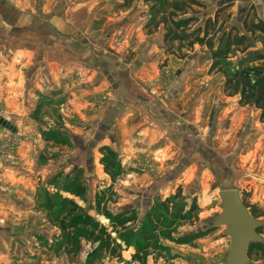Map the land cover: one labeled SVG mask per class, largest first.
I'll return each instance as SVG.
<instances>
[{
  "label": "crops",
  "instance_id": "0c3cea01",
  "mask_svg": "<svg viewBox=\"0 0 264 264\" xmlns=\"http://www.w3.org/2000/svg\"><path fill=\"white\" fill-rule=\"evenodd\" d=\"M199 1L205 5L195 8L200 22L224 5H229L225 28H241L251 6L264 22V0ZM122 3L0 0V107L13 126L10 130L0 124V264H84V253L69 261L57 243L60 230L38 208V176L52 171L48 165L40 172L32 168L42 156L27 117L43 97L59 100L52 108L61 116L60 131L84 142L95 136L94 151L107 146L130 169L126 174L131 188L123 204L111 203L116 209L112 213L133 210L143 220L154 196L160 201L174 194L193 176V163L183 167L182 162H193V136L197 140L204 133L211 149L237 147L232 158L248 163L246 170L238 169L250 177L248 190L247 184L243 187L248 191L246 202L264 210L261 110L239 105L238 95L224 94L223 76L209 73L207 47L194 45L181 59L165 55L164 29L146 27L150 15L144 0H134L129 7ZM255 51H264L260 38L248 50ZM240 57L231 61L235 64ZM200 106L205 107L202 129L193 119L201 115ZM186 150L190 160H182ZM52 156L42 159L47 160L45 165L54 160ZM168 177L173 179L166 181ZM118 193L120 199L122 190ZM102 218L97 216L107 225ZM259 218L264 222V214ZM208 236L193 246L163 241L170 251L168 261L226 264V239ZM42 240L47 241L45 248L39 244ZM134 252L130 246L121 256L140 264L131 261ZM163 256L149 255L146 264H164ZM110 263L116 264L104 261Z\"/></svg>",
  "mask_w": 264,
  "mask_h": 264
},
{
  "label": "trees",
  "instance_id": "16d2710c",
  "mask_svg": "<svg viewBox=\"0 0 264 264\" xmlns=\"http://www.w3.org/2000/svg\"><path fill=\"white\" fill-rule=\"evenodd\" d=\"M133 1L123 0L121 6L129 7ZM144 3L148 5L150 15L146 27L155 29L162 25L164 29L162 49L165 55L181 59L184 57L183 51L192 49L194 45L207 47L211 56L209 73L223 76L224 94L238 95L241 106L254 105L259 108L260 120L264 121V51L248 52L257 38L264 45V22L256 17L253 6L242 19L241 28H225L229 5L217 8L213 16L200 22L195 8L201 9L205 5L199 0H144ZM238 55L241 57L234 64L231 59ZM45 140L57 145L67 143L66 140H58L55 135H45ZM99 152L103 171L114 181L122 172L116 153L107 146L100 147ZM62 190L83 198L86 187L77 174L63 185ZM41 193L38 208L45 213L49 223L60 230L57 243L59 247L63 246L69 261L77 260L85 253L84 264H104L105 260L130 264L123 260L121 253L131 246L135 251L131 261L146 264L149 255L159 256L169 252L163 241L193 246L199 238L210 234L213 228L178 233L177 227L185 222L193 224L198 219L197 212L201 210L194 201L186 210L184 204L175 208V201L181 196L180 187L163 201L154 203L143 220H139L133 210H122L115 214L109 211L106 201L112 198V194L106 188L95 194V215L58 191L42 189ZM242 201L253 218L264 214V210L259 211L243 198ZM97 216L108 220V225L101 223ZM256 232L264 235V225H260ZM246 256L247 264H255L254 260L264 264V241L251 242Z\"/></svg>",
  "mask_w": 264,
  "mask_h": 264
},
{
  "label": "rangeland",
  "instance_id": "374dc122",
  "mask_svg": "<svg viewBox=\"0 0 264 264\" xmlns=\"http://www.w3.org/2000/svg\"><path fill=\"white\" fill-rule=\"evenodd\" d=\"M57 102H59V100L52 101L49 97H43L37 101L35 109L27 117L28 121L33 124V128L36 131L35 142L40 148V155L42 156L36 161L32 168L34 171L40 172L42 168L48 165L49 169L52 171L43 178L41 175L38 176L39 181L37 182L38 189L36 192L37 200H41L42 189H47L50 192L58 191L62 196H65L66 193L62 190L63 185L78 174L86 187V192L83 198L72 195L70 198L77 201L80 206L86 209L89 213L95 214L93 211L95 194L106 188L112 194V198L106 201V206H108L109 211L111 210L112 212H115V205H112L111 203L115 200L118 201V204H123L122 198L127 197L124 194L127 195L129 188H131V183L127 180L129 176L126 174L130 173V169L121 163L116 153L122 172L118 178L112 181L110 176L103 171V167L99 163L101 156V153L99 152L100 147L95 151L92 148L95 136H93V139L89 138V141L84 142L83 140L79 141L78 136L73 133H69L67 136L66 132L60 131L58 125L61 121V116H56L55 110L52 108V103L57 104ZM200 107L202 108L199 113L201 115L198 118L195 117L193 119H195V121L198 120L196 121V124L202 129L205 127V107ZM10 119L11 117H7L6 121L9 122ZM194 125L195 123L193 122V130ZM45 135H55L58 140L68 139L69 146H66V143L58 144V149H56L57 147L53 145L57 144L45 140ZM236 144L237 142H235V145ZM209 145L210 143L209 140L206 139L205 133L202 137H198L197 140H195L193 136V162H182L183 167L193 163V176L186 178L183 185H181V196L175 201V208L184 204V210H186L194 201L202 210L197 212V214L200 215V218L198 216V219L194 221L193 224L188 222L182 223L177 227V231L180 234H185L213 227L208 238L213 239L215 236H220L226 239L227 251L225 254H227L229 251L230 237L224 232V226L214 224V220L221 212L218 192L221 189L234 188L239 191L241 197L246 201V192L248 191L243 189V187L247 184L245 186H247L248 190V180L250 177L247 174L244 175L238 170H244V164L246 162L238 161L236 159L234 160L232 158V156L237 153V147L231 148L229 151H224L211 149L209 148ZM62 146L67 148L64 149ZM96 151L99 152V159ZM186 151L187 155L183 151L182 160H190V156L188 155L189 151ZM51 154L53 155L52 157H54V160L48 161L45 165V161L47 160L42 159L50 157ZM246 165H248V163H246ZM90 174L94 175L91 176ZM163 179L165 180V178L162 177L161 181H163ZM172 179V177H168L166 178V181H171ZM120 190H122V197L118 199L117 195ZM146 196L147 193L143 195V197ZM157 198V196H154L155 203L163 201H159ZM137 216L139 218L138 214ZM258 219L261 220V218ZM105 224L108 225L107 221H105ZM135 227L136 225L133 226V228ZM260 237L261 240L264 241V235L262 234ZM42 241L39 244L41 246L43 245L42 247L45 248L47 241ZM169 252H166L162 257L164 264H173V262L168 261L171 258ZM210 260L213 261V259ZM254 263L262 264L260 260H254ZM200 264L205 263L201 262Z\"/></svg>",
  "mask_w": 264,
  "mask_h": 264
},
{
  "label": "water",
  "instance_id": "95a60500",
  "mask_svg": "<svg viewBox=\"0 0 264 264\" xmlns=\"http://www.w3.org/2000/svg\"><path fill=\"white\" fill-rule=\"evenodd\" d=\"M0 124L12 130L8 121L0 118ZM93 176L94 174H90ZM221 212L214 220L215 225L224 226V232L230 237L226 264H247L246 250L251 242L261 240L256 229L263 225L258 218H253L243 204L237 189H221L218 192ZM140 225V222H137Z\"/></svg>",
  "mask_w": 264,
  "mask_h": 264
},
{
  "label": "built area",
  "instance_id": "2783aa9c",
  "mask_svg": "<svg viewBox=\"0 0 264 264\" xmlns=\"http://www.w3.org/2000/svg\"><path fill=\"white\" fill-rule=\"evenodd\" d=\"M0 118L7 120V113L2 108H0Z\"/></svg>",
  "mask_w": 264,
  "mask_h": 264
}]
</instances>
